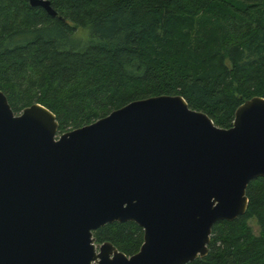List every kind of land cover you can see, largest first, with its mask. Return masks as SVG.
Returning a JSON list of instances; mask_svg holds the SVG:
<instances>
[{
    "label": "water",
    "instance_id": "1",
    "mask_svg": "<svg viewBox=\"0 0 264 264\" xmlns=\"http://www.w3.org/2000/svg\"><path fill=\"white\" fill-rule=\"evenodd\" d=\"M49 15L50 0H28ZM264 177V98L221 128L181 95L128 102L58 133L40 103L14 113L0 90V264H186L207 255L213 224L244 215ZM132 221L126 255L92 232Z\"/></svg>",
    "mask_w": 264,
    "mask_h": 264
},
{
    "label": "trees",
    "instance_id": "2",
    "mask_svg": "<svg viewBox=\"0 0 264 264\" xmlns=\"http://www.w3.org/2000/svg\"><path fill=\"white\" fill-rule=\"evenodd\" d=\"M50 2L55 16L0 0V90L16 114L48 108L59 134L156 95H181L228 128L238 105L264 98V0ZM246 196L244 215L215 222L207 255L186 264H264V177ZM92 235L128 256L143 241L132 221Z\"/></svg>",
    "mask_w": 264,
    "mask_h": 264
},
{
    "label": "rangeland",
    "instance_id": "3",
    "mask_svg": "<svg viewBox=\"0 0 264 264\" xmlns=\"http://www.w3.org/2000/svg\"><path fill=\"white\" fill-rule=\"evenodd\" d=\"M248 224L251 226V228H252V230H253L254 233H257L258 232V225H257V223L255 222L254 219H250L248 221Z\"/></svg>",
    "mask_w": 264,
    "mask_h": 264
}]
</instances>
